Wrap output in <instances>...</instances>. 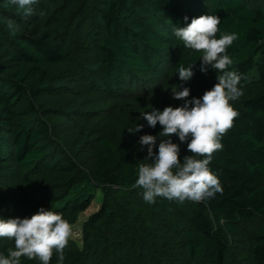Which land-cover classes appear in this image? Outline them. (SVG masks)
<instances>
[{"label":"trees","instance_id":"trees-1","mask_svg":"<svg viewBox=\"0 0 264 264\" xmlns=\"http://www.w3.org/2000/svg\"><path fill=\"white\" fill-rule=\"evenodd\" d=\"M4 3L0 219L36 214L26 215V209L35 204L30 186L38 176L52 183L39 188L43 195L59 191L49 210L71 225L102 193L100 208L82 223L81 245L70 238L63 262L54 250L49 264H227L240 225L257 222L239 260L264 264V0H37L27 21ZM201 15L220 18L217 38L237 35L227 54L242 75L238 87L252 92L235 104L239 116L209 165L223 193L203 202L157 197L149 204L144 189L134 187L147 153L102 130L72 138L61 122L91 113L82 101L70 109L47 98L73 93L67 78L84 72L81 65L99 71L109 98L141 96L150 88L144 76L161 70L170 55L176 58L174 73L194 63L193 77L217 83L215 70L200 72L202 53L174 34ZM8 18L21 26L16 35L7 28ZM9 248L14 241L0 238V255ZM21 264L41 261L22 257Z\"/></svg>","mask_w":264,"mask_h":264},{"label":"clouds","instance_id":"clouds-1","mask_svg":"<svg viewBox=\"0 0 264 264\" xmlns=\"http://www.w3.org/2000/svg\"><path fill=\"white\" fill-rule=\"evenodd\" d=\"M37 0H5L6 9L15 8L16 14L27 21L35 14L32 7ZM43 15V13H40ZM185 21L188 17L184 18ZM12 35L20 32L21 26L11 18L6 20ZM220 18L201 15L193 18L185 27H176L174 34L188 49L202 53L200 72L207 74L209 68L217 72V83L206 90L202 97L188 99L190 89L183 85L172 87L173 99L183 100L179 107L167 106L163 111L152 110L142 113L149 127H162L158 152H154L157 137L144 135L140 144L147 146L143 163L138 164V178L134 187L144 189L143 199L149 204L157 197L168 200L203 202L222 194L223 188L217 175L209 165L215 152L222 150V137L233 127L239 113L230 101L243 95L238 85L242 75L232 68L233 60L227 49L238 38L235 33L223 34L217 38ZM194 63L178 68L179 80L187 82L194 76ZM181 88L182 90H177ZM139 124L135 131L142 130ZM178 136L181 143L187 144V151L180 159V145L171 137ZM202 157V159H197ZM151 161V162H149ZM175 170V171H174ZM73 235L71 224L61 214L43 207L30 218L0 219V238L14 241L7 255H0V264H21V258L39 259L41 264H49L53 251L64 260V249Z\"/></svg>","mask_w":264,"mask_h":264},{"label":"rangeland","instance_id":"rangeland-1","mask_svg":"<svg viewBox=\"0 0 264 264\" xmlns=\"http://www.w3.org/2000/svg\"><path fill=\"white\" fill-rule=\"evenodd\" d=\"M77 49L78 47L76 50ZM78 53L82 54V52L79 51ZM72 61H74V63L76 62L74 59ZM175 61L176 58L173 55H170L166 65L161 67V70L158 69L155 73L144 76V79L149 81L147 84L150 88L141 96H119L114 99L109 98L102 89L103 81L99 71L97 69H92L91 67L84 68L81 65V69H83L84 72H79L78 70L74 77L72 76L71 78H67L70 87H72L74 90L73 93H64L61 95L54 94L47 99H52V101H54L57 105L56 107L63 106L65 104L70 109L74 108V104H78V102L82 101V103L85 104V111H89V113H91L88 117L83 118L82 120L73 119V121L70 122H67L66 120L61 122L60 120L63 128H65L69 134H71L72 138H75L80 131L82 134L84 133V135L89 132L91 134L94 133L95 135L97 131L102 130L103 132L114 136L123 145L139 147L143 152L147 153V146H142L140 144V138L144 135H152L157 137L154 152H158L159 140L166 139L165 137L159 136V133L162 131V127L159 125V123L155 128L149 127L148 122L142 118V113L148 111L150 112L152 110L163 111V109L167 106H172L174 108L182 106L184 101L173 99L172 96V87H175L176 85L182 84L183 87L190 89V96L188 99H192L193 97H202L206 90H210L215 85L209 81H205L196 77H192L190 81L181 82L179 80V74L173 72V65ZM177 90L179 91L182 89L178 88ZM242 91L243 95L241 97L235 101H230L233 107L235 104H238L243 99V97L252 92L251 90ZM92 112L98 116L92 118ZM75 115L76 114L73 116ZM139 124L143 125L142 130L135 133L129 131H135ZM56 125L57 129H61V124ZM171 139L173 143L180 145V159H183V157L187 155L184 152V150L187 151V144L181 143L178 136L175 135L172 136ZM61 143V147H63L65 150L67 146L63 144V140ZM188 154L191 153L188 152ZM49 181V179L36 176V179L33 181L34 184L30 186L34 195L35 204L33 206H29L26 209V215H29L32 212L37 213L41 207H43L45 210H49L51 208L52 197L59 193V191L57 192L56 190H52L49 193L50 195H43V192L45 191L41 190V187L45 182ZM51 184L52 183L49 182L48 185ZM101 199L102 193L99 192L91 206L85 212L80 214V217L75 224L71 225L73 229V235L71 238L74 239L79 245H81L82 223L88 218L90 214L100 208ZM15 217H12V219ZM258 227L259 222L240 225V239L239 241H232V248H234V252H231L227 264H242L239 259L244 261V258L246 257V246L251 241V235ZM234 257L238 258L234 259Z\"/></svg>","mask_w":264,"mask_h":264}]
</instances>
